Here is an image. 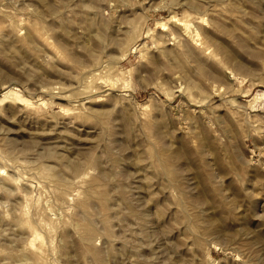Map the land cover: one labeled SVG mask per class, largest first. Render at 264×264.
Instances as JSON below:
<instances>
[{
  "label": "rangeland",
  "instance_id": "rangeland-1",
  "mask_svg": "<svg viewBox=\"0 0 264 264\" xmlns=\"http://www.w3.org/2000/svg\"><path fill=\"white\" fill-rule=\"evenodd\" d=\"M0 264H264V0H0Z\"/></svg>",
  "mask_w": 264,
  "mask_h": 264
}]
</instances>
